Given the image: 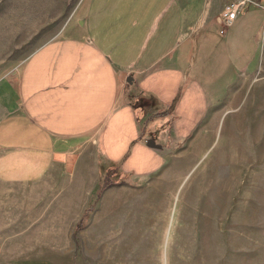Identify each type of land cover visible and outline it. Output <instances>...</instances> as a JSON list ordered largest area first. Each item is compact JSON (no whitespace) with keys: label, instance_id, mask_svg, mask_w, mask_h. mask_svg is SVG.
<instances>
[{"label":"crops","instance_id":"0c3cea01","mask_svg":"<svg viewBox=\"0 0 264 264\" xmlns=\"http://www.w3.org/2000/svg\"><path fill=\"white\" fill-rule=\"evenodd\" d=\"M74 16L68 36L0 79V199L37 188L74 200L79 219L100 199L93 223L106 227L121 194L139 192L132 178L143 197L156 188L165 213L174 185L163 182L201 149L251 67L264 0H84Z\"/></svg>","mask_w":264,"mask_h":264},{"label":"rangeland","instance_id":"374dc122","mask_svg":"<svg viewBox=\"0 0 264 264\" xmlns=\"http://www.w3.org/2000/svg\"><path fill=\"white\" fill-rule=\"evenodd\" d=\"M83 1L0 0V79L68 36ZM247 57L251 67L234 78L214 131L163 182L174 185L165 213L156 188L143 197L144 185L129 178L139 192L121 194L106 227L93 223L94 199L75 231L74 200L20 192L0 199V264H264V26Z\"/></svg>","mask_w":264,"mask_h":264},{"label":"trees","instance_id":"16d2710c","mask_svg":"<svg viewBox=\"0 0 264 264\" xmlns=\"http://www.w3.org/2000/svg\"><path fill=\"white\" fill-rule=\"evenodd\" d=\"M116 174L115 170H110L107 172L105 178L102 181V184L100 185L99 191H98V197L100 196L101 192L108 186L112 185L113 182L111 180V178ZM85 218V213L81 216V219L79 220L78 225L75 228V231H79L82 227L81 223L82 220Z\"/></svg>","mask_w":264,"mask_h":264},{"label":"built area","instance_id":"2783aa9c","mask_svg":"<svg viewBox=\"0 0 264 264\" xmlns=\"http://www.w3.org/2000/svg\"><path fill=\"white\" fill-rule=\"evenodd\" d=\"M233 11H231V12H223L222 14H220V17H222V18H224V17H227V21L228 20H233L234 19V17H235V14H236V9H237V7L235 6V7H233Z\"/></svg>","mask_w":264,"mask_h":264},{"label":"water","instance_id":"95a60500","mask_svg":"<svg viewBox=\"0 0 264 264\" xmlns=\"http://www.w3.org/2000/svg\"><path fill=\"white\" fill-rule=\"evenodd\" d=\"M127 83L128 84H131V78H129V79H127ZM148 147H150V148H158V146H156L155 144H154V142L153 141H149V142H147V144H146Z\"/></svg>","mask_w":264,"mask_h":264}]
</instances>
